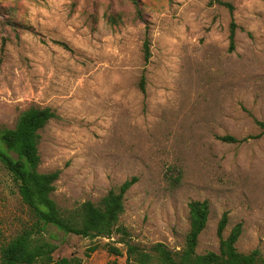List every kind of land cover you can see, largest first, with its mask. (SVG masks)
<instances>
[{
	"label": "rangeland",
	"instance_id": "obj_1",
	"mask_svg": "<svg viewBox=\"0 0 264 264\" xmlns=\"http://www.w3.org/2000/svg\"><path fill=\"white\" fill-rule=\"evenodd\" d=\"M224 1L235 6L233 51L232 17L211 0H141L145 21L129 0H0V126L31 107L56 113L40 132L39 171L61 172L52 198L63 212L136 177L119 219L131 243L181 249L188 203L207 200L199 254L219 251L227 212L224 237L242 223L238 250L264 255V0ZM34 221L0 163V249ZM45 236L55 258L125 264L103 248L125 253L120 236Z\"/></svg>",
	"mask_w": 264,
	"mask_h": 264
},
{
	"label": "trees",
	"instance_id": "obj_2",
	"mask_svg": "<svg viewBox=\"0 0 264 264\" xmlns=\"http://www.w3.org/2000/svg\"><path fill=\"white\" fill-rule=\"evenodd\" d=\"M129 1L135 10V20L145 21L141 0ZM210 3L225 7L232 17L229 43L230 51H233L238 27L233 17L235 6L224 0H211ZM108 21L116 25L123 20L120 15H108ZM56 43L66 47L63 43ZM143 52L144 61L148 62L151 57V43L148 38L144 41ZM144 83L143 75L140 81L142 91L145 90ZM55 118L57 115L51 108L31 107L20 114L13 128L0 126V163L12 176L22 201L29 207L35 220L33 225L24 228L2 245L0 264H82V258L76 254L55 258L59 244L45 236L50 228H55L64 235L91 240L120 236L119 243L124 245L125 253L123 249L109 242L103 248L115 257L125 256V264H264V255L260 249L248 253L238 250L237 243L243 233L242 223H237L229 235L224 237L229 222L227 212L218 223L219 251L204 254L197 252L199 237L205 230L210 215V204L207 200L188 203L190 227L181 249L173 250L163 243H155L147 249L131 243L128 239L129 233L119 224V219L125 210V195L136 183V177L125 181L117 189L110 190L98 203L86 201L63 212L52 198L61 172L39 171L40 132ZM256 124L261 129L256 137H260L264 135V122L256 120ZM219 139L228 143L240 141L231 135ZM55 238L57 236L52 234V239ZM97 249L98 246H95L89 251ZM89 256L86 252V257Z\"/></svg>",
	"mask_w": 264,
	"mask_h": 264
}]
</instances>
